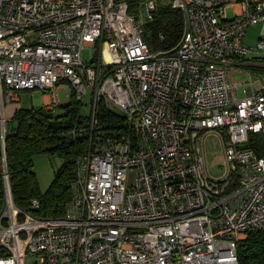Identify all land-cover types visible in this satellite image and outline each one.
<instances>
[{"label": "built area", "instance_id": "obj_1", "mask_svg": "<svg viewBox=\"0 0 264 264\" xmlns=\"http://www.w3.org/2000/svg\"><path fill=\"white\" fill-rule=\"evenodd\" d=\"M132 1L0 0V264H239L249 232L264 233V75L245 97L231 81L238 57H264V37L255 47L244 41L264 22V0H169L184 32L157 52L144 25L159 0H136L138 13ZM87 46L100 47L98 59L83 60ZM64 82L82 102L92 90L89 132L102 101L128 131L91 136L64 216L42 217L32 213L39 199L29 212L13 198L6 106L37 89L60 107ZM212 133L224 151L213 169Z\"/></svg>", "mask_w": 264, "mask_h": 264}, {"label": "trees", "instance_id": "obj_2", "mask_svg": "<svg viewBox=\"0 0 264 264\" xmlns=\"http://www.w3.org/2000/svg\"><path fill=\"white\" fill-rule=\"evenodd\" d=\"M130 11L138 13V1H132ZM185 27L184 14L172 8L169 0H159L153 19L144 25V39L152 51L169 50L179 44ZM264 72V69H261ZM84 102L72 90L70 101L50 109L33 107L19 109L9 123L6 137L7 165L13 198L18 207L31 212V202L42 203L34 215L59 218L64 216L73 198L78 160L88 153L91 136L100 141L127 132L126 120L105 104H100L99 124L89 132L90 115L82 113ZM63 110L59 112V108ZM87 129V130H86ZM86 130V131H85ZM59 156L64 160L46 192L40 187L35 169L37 155ZM5 206V181L0 174V216ZM4 248L0 246V256ZM239 264H264V233L250 231L239 246Z\"/></svg>", "mask_w": 264, "mask_h": 264}, {"label": "rangeland", "instance_id": "obj_3", "mask_svg": "<svg viewBox=\"0 0 264 264\" xmlns=\"http://www.w3.org/2000/svg\"><path fill=\"white\" fill-rule=\"evenodd\" d=\"M142 15H143V18L145 20H148L149 16H150V11L147 10L146 8H144L142 11ZM228 15L230 18L234 17L235 9L230 8L228 10ZM82 56H83V60L85 62H87V63L92 62L93 60H96L99 58L100 47L99 46H97V47L87 46L84 48ZM234 79L235 80L247 79V83H250L251 79H257V74L256 75L253 73L250 74L247 71V72H244L241 74H236L234 76ZM58 89H59L60 102L62 104L68 103L70 101L69 97L72 96V90H73L71 83H69V82L61 83ZM244 94L245 93H244L243 88H242L240 90L239 96H243ZM76 96L78 98L77 93H76ZM42 100H43V98L41 97V95H38L37 102L40 103ZM78 100H80V99L78 98ZM23 103H25V104L28 103V96L23 95ZM101 103L105 104L104 101H102ZM40 104H42V103H40ZM92 104H93L92 103V90H90V92L85 97L82 113L85 115L92 114ZM58 110H59L58 113H60L63 110V108L61 107ZM7 118H9V117H7ZM92 123H93L92 119L90 118V121L88 123L89 128L92 126ZM1 135H2V132H1V126H0V150L2 149V136ZM90 148H91V143H90ZM206 153H207L209 165L212 169L215 166L223 163V160H224L223 146H222L220 137L217 134L212 133V134L208 135L207 140H206ZM63 163H64V160L62 158H60L59 156H50V155L42 154V155H37L35 157V169H36V172L38 175L41 190L43 192H46L48 190V188L51 186V184L53 183V181L55 179L57 171L60 169V167L63 165ZM27 264H32L31 260H29L27 262Z\"/></svg>", "mask_w": 264, "mask_h": 264}, {"label": "crops", "instance_id": "obj_4", "mask_svg": "<svg viewBox=\"0 0 264 264\" xmlns=\"http://www.w3.org/2000/svg\"><path fill=\"white\" fill-rule=\"evenodd\" d=\"M260 37H264V22L249 27L247 29L244 41L248 46L255 47ZM261 69H264V57L262 54L250 53L247 56L237 58L235 69L232 72L231 78L234 94L237 97H245L247 95H251L253 92H257L261 88V84L257 82L256 79H251L250 83H247V79L235 80L234 76L236 74H241L248 71L250 74H257V77H259L260 75H264V72H262ZM242 88L245 94L243 96H239L240 90ZM23 95L28 96V103L26 104L23 103ZM38 95H41L43 98V100L40 102L42 104L37 102ZM33 107H47L50 109H56L53 104V95L49 91L44 92L37 89L21 91L19 100L7 104L6 115L10 120H12L19 109ZM1 152L2 149L0 150V153Z\"/></svg>", "mask_w": 264, "mask_h": 264}, {"label": "water", "instance_id": "obj_5", "mask_svg": "<svg viewBox=\"0 0 264 264\" xmlns=\"http://www.w3.org/2000/svg\"><path fill=\"white\" fill-rule=\"evenodd\" d=\"M215 173L216 174H220L221 173V170H219L218 168H215Z\"/></svg>", "mask_w": 264, "mask_h": 264}]
</instances>
